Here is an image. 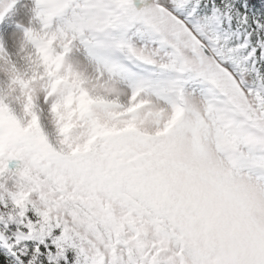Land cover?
Listing matches in <instances>:
<instances>
[{"label": "snow or ice", "instance_id": "6c2138e0", "mask_svg": "<svg viewBox=\"0 0 264 264\" xmlns=\"http://www.w3.org/2000/svg\"><path fill=\"white\" fill-rule=\"evenodd\" d=\"M0 264H264V0H0Z\"/></svg>", "mask_w": 264, "mask_h": 264}]
</instances>
